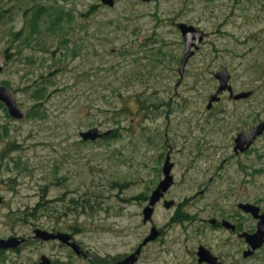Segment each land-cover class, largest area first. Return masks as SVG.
<instances>
[{"label":"rangeland","instance_id":"rangeland-1","mask_svg":"<svg viewBox=\"0 0 264 264\" xmlns=\"http://www.w3.org/2000/svg\"><path fill=\"white\" fill-rule=\"evenodd\" d=\"M35 1L53 2L0 0V83L25 112L13 117L0 102V236L54 227L100 258L131 252L150 231L143 208L170 153L175 182L167 197L176 204L157 207L163 238L135 264H194L193 249L212 235L202 218L264 200V135L248 157L231 158L240 121L264 117V0H60L72 20L64 14L62 28L40 42L15 34ZM180 21L208 32L182 77ZM222 65L236 90L253 95L238 102L226 91L208 108ZM93 126L110 134L83 139ZM241 163L252 165L246 171ZM40 201L42 214L23 221V210ZM41 252L92 264L59 240L34 239L0 253V264H36Z\"/></svg>","mask_w":264,"mask_h":264},{"label":"flooded vegetation","instance_id":"flooded-vegetation-1","mask_svg":"<svg viewBox=\"0 0 264 264\" xmlns=\"http://www.w3.org/2000/svg\"><path fill=\"white\" fill-rule=\"evenodd\" d=\"M144 1H149V0H144ZM178 23L179 22H177V26H178ZM198 28H201V27H198ZM202 29L204 30V36H203V39L199 43V47L197 49H195V52H196V50H198L201 47L202 43L205 42L206 37L208 35V32L204 28H202ZM183 40H184V49H185L186 41H185L184 37H183ZM190 58H191V56H190ZM180 63H181V58H180ZM178 71H179V68H178ZM183 75H184V73H183ZM183 75H180V76L182 77ZM180 81H181V79H180ZM230 81H231V79H230ZM233 88H234L233 90L235 93L241 92V91H246V90H253V89L236 90L234 86H233ZM226 91L228 92V98L235 100V101H238V102L248 100L253 95V92H252L247 97L235 98V97L230 95L229 90H224L223 92L220 93L221 98L219 100L214 101L213 105L215 103H218V102L220 103L223 101V99L225 98L224 92H226ZM213 105L210 108H212ZM248 117H249V115H246L245 119L240 121V125L236 129V131L233 135V139H232V150L233 151L231 153V158H241V157H243V155L248 157V154L253 152V146L256 143V141H258V138L264 135V130H263L261 133L257 134V136L254 138V140L252 141V143L250 145L246 146L245 143L242 144V146H245V148H242L240 145H237L236 137L238 136V134L240 132L248 131L253 125L258 124L261 120L264 119V117H263L262 119H259L258 121L254 122L251 119H248ZM167 155H170V158H171L170 153H167ZM167 155H166V158H167ZM164 163H165V161H164ZM164 163H163V166H164ZM251 165H252L251 163H246L245 167H243V164L241 163V167L245 168L246 171H248V168ZM163 166H162V171H163ZM173 167H174V165H173ZM163 176H164V171H163ZM163 176L161 178H163ZM161 178L159 179V181L161 180ZM159 181L152 188V191L158 185ZM174 182H175V177H174ZM174 182H173V184H174ZM170 187L168 188V190L170 189ZM168 190L155 203L152 221H148V222H151V224H152L151 227L153 225H156L157 228L160 230V233L153 240L149 241L148 243L156 242V241L159 242L162 240L163 235H164L165 228L163 226H158L154 222V214H155L157 207H159L161 204H163L164 207L171 208L176 204V200H175V202L172 205L166 206L165 200L170 199L169 197H167ZM149 197H150V195H149ZM172 199H174V198H172ZM242 203H253L255 208L257 207L258 209L255 210L252 208L250 210H247L246 208H244L241 205ZM256 211H257V213H256ZM263 213H264V200L255 198V199H243V200L237 201L234 208L225 214H219L218 216H210L207 218H205V217L202 218L201 220H202L203 224L201 225L200 228H202V229L204 228V231L209 230V229L212 230V235H208L206 233L207 237H203V239L199 240L198 244L193 249L194 250L193 253L195 254V257H193L194 264H264V230H263V232L258 231L259 230V224L261 221L260 215ZM192 218H193V216L189 215V216H186L184 219L190 220ZM38 227H40V226H38ZM151 227H150V229H151ZM35 228H37V227H35ZM41 228H45V227H41ZM34 229H33L32 235H26V236L22 235V237H24V240L19 244V246L10 247V248H0V253L7 252L8 250H11V249L18 250V249H20V247L22 245L27 244L28 242H30L33 239L34 240H42V241H47V240H56L57 241V240H59V242L65 243L66 245H68L71 248V250L75 253L76 256H79L83 259L90 260L92 264H99V263L111 264L115 260L122 258V257H124L130 253V252H128V253H125L123 255L113 257V258H111V257L110 258L109 257L100 258L99 255H95V254L92 255L88 248H84L83 244L81 242H79L75 238L74 234L71 232L65 231V232H68L71 234V240H75L80 244V246H81V248L79 249L80 251H77L69 243L62 241L59 238L44 239V238H41L39 236H36ZM46 229H48V228H46ZM48 230L59 231L61 229H56L53 227L52 229H48ZM61 231H64V230H61ZM202 234H205V233H202ZM144 237H143V239H144ZM250 237L256 238L255 241L254 242L250 241V239H251ZM143 239L138 243V245L143 241ZM147 244H145L143 246L142 251ZM138 245L136 247H134V250L138 247ZM186 247H188L187 244H186ZM201 247L209 249V251L211 252V255H212V256L210 255V260L205 259V258H203L202 260L200 259L201 254H199V251H200ZM134 250H132V251H134ZM42 254H47V253L41 252L38 259L35 261L36 264H38L39 261L41 260ZM141 254H142V252H141ZM141 254L139 255V258L141 256ZM49 257H50L53 264H66L68 256L65 259H62V258L60 259L58 257H55L53 259V258H51V256H49ZM213 259H214V263L212 262ZM74 263L75 262L73 260H70V264H74Z\"/></svg>","mask_w":264,"mask_h":264},{"label":"water","instance_id":"water-1","mask_svg":"<svg viewBox=\"0 0 264 264\" xmlns=\"http://www.w3.org/2000/svg\"><path fill=\"white\" fill-rule=\"evenodd\" d=\"M101 1L102 3L108 4L110 6H113L116 3V0H101ZM178 27L180 28L183 37L186 41V47L182 53L181 63L179 66V73L180 75H183L190 56H192L195 53V49L199 47V43L203 39L204 30L202 28H198L195 24L188 23L186 21H180L178 23ZM5 65H6L5 57L0 56V71L4 69ZM215 76L219 80V86L214 92L210 93L207 103L208 108H210L213 105L214 101L219 100L221 98L220 93L223 92L224 90H229L230 95L235 98L247 97L253 92V90H246L235 93L233 90L234 89L233 84L230 81L231 72L226 65H222L221 68L215 72ZM179 82L180 79L177 80V83ZM0 100H2L6 104L9 113L13 117L16 118L24 117L25 112L18 104L15 93L11 90L9 86L1 83H0ZM263 130H264V119L261 120L258 124L253 125L248 131L240 132L236 137L237 145H240L242 148H245V146H242V144L245 143L246 146L250 145L254 140V138L257 136V134L261 133ZM108 132L109 131H101L99 127L93 126L86 130H82L80 134L81 137L85 140L87 139L95 140L97 138L102 137L104 134H107ZM173 165L174 162L171 160L170 155H167V158L163 166L164 176L163 178H161L158 185L151 192L150 197L143 208L144 222L152 221L155 203L165 194L168 188L173 184L174 182V175L172 173ZM2 201H3V197L0 194V202ZM174 202L175 199L172 198L165 200L166 206H170ZM241 205L247 210H250L252 208L255 210L258 209L257 207L255 208L253 203H242ZM260 216H261V221L259 224L258 231L263 232L264 213L261 214ZM34 232L36 236H39L44 239L59 238L60 240L69 243L77 251H80L79 250L81 248L80 244L75 240H71V234L68 232L61 230L51 231L41 227L35 228ZM159 233L160 230L157 228L156 225H153L149 233L144 237L143 241L138 245V247L134 251L130 252L129 254H127L122 258L115 260L111 264H134L139 259V255L142 252L143 246L147 244L149 241L153 240ZM250 238L249 239L252 242H254L256 239L254 237H250ZM23 240L24 237L18 235H10L7 237L0 236V248L17 247ZM199 254H201L200 255L201 260L203 258L210 260L211 252L209 251V249L201 247ZM212 262L214 263V259ZM38 264H53V263L47 254H42L41 260L39 261ZM99 264H108V263H99Z\"/></svg>","mask_w":264,"mask_h":264},{"label":"trees","instance_id":"trees-1","mask_svg":"<svg viewBox=\"0 0 264 264\" xmlns=\"http://www.w3.org/2000/svg\"><path fill=\"white\" fill-rule=\"evenodd\" d=\"M97 5L98 3L93 4L90 8V11H94ZM2 8L3 7H0L1 13L3 11ZM52 9L54 12L52 11ZM64 14L69 15V11H66L64 7H62V5L60 4V0H53V2L49 4L35 1V4L31 7V9H26L25 25L20 31L15 32V34L16 35L22 34L24 38L27 40L40 42V40L49 32H55L62 28L65 19ZM69 18L70 20H72V17L70 15ZM9 55L10 52L7 51L6 56L9 57ZM45 88L46 87L44 86L38 87L37 89L34 90L33 95L37 96L39 99L42 98L45 95ZM140 100L141 99L139 98V102ZM0 102L4 104L2 101ZM140 103H141L140 110H142L143 108L144 109L148 108L147 103L142 102V100ZM4 132L7 133V130H4ZM107 134H110V132H108ZM107 134H104L103 137H107L108 136ZM2 135H3L2 129L0 128V138L2 137ZM42 210H43L42 202L40 201L34 206H28L26 209H24L22 212L23 214L21 219L23 221H27L30 216L38 217L40 214H42Z\"/></svg>","mask_w":264,"mask_h":264}]
</instances>
